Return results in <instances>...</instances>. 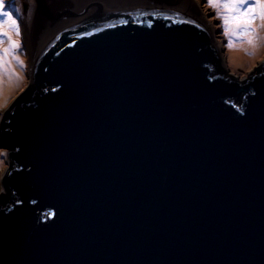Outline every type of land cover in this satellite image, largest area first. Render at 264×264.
Here are the masks:
<instances>
[{
	"label": "water",
	"instance_id": "water-1",
	"mask_svg": "<svg viewBox=\"0 0 264 264\" xmlns=\"http://www.w3.org/2000/svg\"><path fill=\"white\" fill-rule=\"evenodd\" d=\"M25 37L0 264H264V62L195 0H35Z\"/></svg>",
	"mask_w": 264,
	"mask_h": 264
},
{
	"label": "rangeland",
	"instance_id": "rangeland-1",
	"mask_svg": "<svg viewBox=\"0 0 264 264\" xmlns=\"http://www.w3.org/2000/svg\"><path fill=\"white\" fill-rule=\"evenodd\" d=\"M21 10L27 16L35 8V0H19ZM207 20L209 21L218 42L221 43L222 62L230 72L237 74L241 79H246L254 73L264 62V9L254 8L252 16H246L233 20L236 12L231 9L217 8V4H241L237 0H195ZM237 1V2H236ZM252 0H248L250 4ZM5 10L12 14V18L19 26V35L9 24L0 26V33L7 32L13 41L20 45L17 49H11V44L7 37L0 35V55L5 49H9L8 54L0 62V122L5 110L16 100V98L31 83V62L30 52L25 40L24 23L21 14L13 5V0H4ZM257 3L264 4V0H257ZM244 4L240 11H243ZM229 19L225 25L224 19ZM247 27L249 31L245 33L243 29ZM22 62V63H21ZM8 150L0 146V199L3 198L2 179L10 165Z\"/></svg>",
	"mask_w": 264,
	"mask_h": 264
},
{
	"label": "snow or ice",
	"instance_id": "snow-or-ice-1",
	"mask_svg": "<svg viewBox=\"0 0 264 264\" xmlns=\"http://www.w3.org/2000/svg\"><path fill=\"white\" fill-rule=\"evenodd\" d=\"M210 2H212V0H210ZM244 4H248V0H241L240 5L235 4V3H233V4L213 3V6L217 7V8H225V9H231V10L235 11L236 16L232 17L233 20L239 19L241 17H246V16L255 18L254 16H252V12H253L254 8L259 7L261 9H264V4H259V3H257V0H252V2L250 4H248L247 7L243 8V11H240V8ZM262 18H264V16H262ZM224 23H225V25H227L229 23V19L227 17L224 19ZM4 24H9L11 27H13L15 29L16 34L19 35V26L16 24V21L12 18V14L5 10L4 0H0V26H3ZM243 31L245 33H247L249 31V29L247 27H245L243 29ZM0 35L8 38V40L11 44V49H17L20 47V45L18 43L13 41L11 39V37L8 36L7 32L0 33ZM8 51H9V49H5L3 52V55H0V62L3 61V57L8 54Z\"/></svg>",
	"mask_w": 264,
	"mask_h": 264
},
{
	"label": "bare ground",
	"instance_id": "bare-ground-1",
	"mask_svg": "<svg viewBox=\"0 0 264 264\" xmlns=\"http://www.w3.org/2000/svg\"><path fill=\"white\" fill-rule=\"evenodd\" d=\"M237 1H241V0H237ZM236 1V2H237ZM13 5L16 7V9L18 10V12L21 14L22 16V19H23V23H24V30L26 31V29L30 26V23H31V20H32V17H33V14H34V8H32L31 10V14L29 16L26 15V13H24L22 10H21V6H20V1L19 0H13ZM227 17V16H225ZM25 40H26V37H25ZM27 44V42H26ZM219 46H220V49H221V43L218 42ZM29 49V48H28ZM30 52V51H29ZM222 62H224V59H222Z\"/></svg>",
	"mask_w": 264,
	"mask_h": 264
},
{
	"label": "trees",
	"instance_id": "trees-1",
	"mask_svg": "<svg viewBox=\"0 0 264 264\" xmlns=\"http://www.w3.org/2000/svg\"><path fill=\"white\" fill-rule=\"evenodd\" d=\"M9 198H7V201H8ZM9 202V201H8ZM5 204H8V203H5Z\"/></svg>",
	"mask_w": 264,
	"mask_h": 264
}]
</instances>
